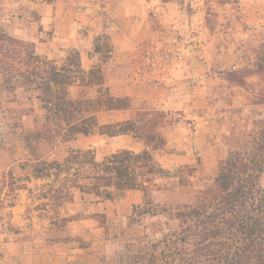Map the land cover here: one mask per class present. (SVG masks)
I'll return each mask as SVG.
<instances>
[{
	"label": "rangeland",
	"instance_id": "374dc122",
	"mask_svg": "<svg viewBox=\"0 0 264 264\" xmlns=\"http://www.w3.org/2000/svg\"><path fill=\"white\" fill-rule=\"evenodd\" d=\"M44 1L0 0V264H34V257L26 255L45 252H68L77 256L73 264H134L135 243L152 235L164 221L133 211L142 204L140 192L129 193V198L125 193L114 194L112 200L101 196L103 206L95 204V196L85 199L77 195L60 214L76 216L77 221L61 230L51 224L52 209L35 210L41 203L37 199L41 183L25 181L30 168L20 169L33 162L20 135L32 131L44 114L40 103L20 83L26 54L32 50L61 65L71 51L61 39L65 24L58 26L56 35L54 26L46 28L41 23ZM58 3L66 20L71 18L72 8L90 10L76 31V42L93 55L91 67H103L110 93L130 97L136 109L167 114L162 129L167 145L154 158L171 174L183 168L189 184L178 187L176 178L160 181L165 187L158 196L160 204L192 203L196 193L211 184L217 163L228 150L250 148L264 135V74L246 77V87L229 82L227 75L253 68L255 53L264 45V8L258 0ZM98 36L110 46L107 63L93 53ZM95 95V88L77 84L70 88L72 99ZM123 114L99 113L98 120L104 124ZM142 148L131 136L108 139L96 134L63 144L41 142L35 153L50 161L72 149H92L95 159L101 161L119 150L139 152ZM191 167L195 171L190 174L186 168ZM9 173L15 178L12 183ZM121 201L125 206L119 207Z\"/></svg>",
	"mask_w": 264,
	"mask_h": 264
},
{
	"label": "trees",
	"instance_id": "16d2710c",
	"mask_svg": "<svg viewBox=\"0 0 264 264\" xmlns=\"http://www.w3.org/2000/svg\"><path fill=\"white\" fill-rule=\"evenodd\" d=\"M93 53L100 55L104 63L110 59V46L101 42V36L93 42ZM25 63L20 83L40 103L44 114L32 131L20 135L33 157L32 164H23L20 169L30 168L25 181L41 183L37 195L41 203L35 210L52 209L53 226L63 230L77 220L76 216L60 215L65 204L73 201L74 192L112 200L114 194L138 191L142 204L133 211L164 221L152 235L135 243L134 264H264V135L250 148L228 150L217 163L211 184L197 192L192 203L162 205L158 196L165 187L160 181L176 178L178 187L189 184L182 175L183 168L171 174L154 158V152L167 145L162 134L167 114L136 109L130 97L113 96L105 87L103 67L85 71L76 50H71L61 65L30 50ZM263 74L264 45L255 53L253 68L227 72L229 82L240 87H246V77ZM75 84L95 88L96 95L72 99L70 88ZM99 113L128 115L101 124ZM261 126L264 129V120ZM96 134L108 139L131 136L143 148L139 152L119 150L101 161L95 159L92 149H72L50 161L36 156L35 149L41 142L63 144L78 136ZM186 169L190 174L195 171L194 167ZM9 177L14 182L11 173Z\"/></svg>",
	"mask_w": 264,
	"mask_h": 264
},
{
	"label": "crops",
	"instance_id": "0c3cea01",
	"mask_svg": "<svg viewBox=\"0 0 264 264\" xmlns=\"http://www.w3.org/2000/svg\"><path fill=\"white\" fill-rule=\"evenodd\" d=\"M58 2H59V0L56 1V3L54 5L45 3V7L40 12V15L42 16L41 23L46 28H50V27L54 26L56 35H59V33H57L58 26H60L61 24H65L66 25L65 37L61 38V39L66 42V49H70V50H74L75 49V50H77L79 52L81 67L85 71H88L91 68V65L93 64V59H89V58H92L93 55L92 54L88 55V52H85L84 50L79 48L78 43L76 42V31L78 29H80V27H82L83 23H85V19H88L87 15H88V13H90V10L89 9L86 10V11L84 10L85 12L80 10L79 12H77L76 11L77 9L72 8L70 10L71 18H68L66 20L64 18V13H65L64 12V8H61V6H60V4ZM127 2H129V0H127ZM258 3L261 6H263V8H264V0H258ZM121 13L122 14L124 13L123 9L121 10ZM63 21H65L66 23H64ZM96 21H97V18L94 19L93 24H96L97 23ZM46 28H44V29H46ZM20 33L25 35L21 31H20ZM96 55H98V54H96ZM96 59H97V56H96ZM88 62H90V64ZM97 62H98V60H96L95 63H97ZM85 88H89V87H85ZM90 89H92V88H90ZM157 111H159V110H157ZM162 134L164 135L163 130H162ZM122 137H128V136H120L118 138H122ZM164 137H165V135H164ZM157 152H159V151L154 152V155H156ZM9 167H8V169H9ZM27 175H29V173ZM131 192H137V191H126L125 192L126 198H129V193H131ZM77 195H80L79 197L85 198V199L87 197L94 196V195H91V194H82V193H79V192H74L73 197L76 198ZM96 198H97V201H96L95 204L97 206L106 205V203L100 201V199H99L100 197H96ZM123 203L124 202L121 201L119 203V207L125 206V204H123ZM11 208L13 209L14 207H11ZM73 213L76 214L75 211H73ZM76 221H73V222H76ZM78 221L83 223V222L86 221V219H78ZM73 222H71V223H73ZM68 227L66 226V228H68ZM25 253H27V251H25ZM28 253H30V252L28 251ZM26 257H30V258L34 257V260H36L34 264H73L72 261H74V259L77 258V256L73 258L71 256V254H68V252H57V253L53 252V254H48V252H45L44 254L33 253V254H30V255H26Z\"/></svg>",
	"mask_w": 264,
	"mask_h": 264
}]
</instances>
